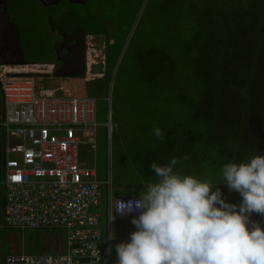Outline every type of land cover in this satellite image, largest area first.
I'll use <instances>...</instances> for the list:
<instances>
[{
    "label": "trees",
    "instance_id": "1",
    "mask_svg": "<svg viewBox=\"0 0 264 264\" xmlns=\"http://www.w3.org/2000/svg\"><path fill=\"white\" fill-rule=\"evenodd\" d=\"M143 1L135 8V18L138 15L137 21L141 22L148 8L149 25L137 33L136 48L130 50L127 45L123 47L124 39H119L115 32L117 26L115 30L105 28L109 24L107 18L100 22L78 16L84 32L87 33V26L97 23L100 25L93 27L92 32L102 33L105 38L104 76L87 82L91 83L87 94L97 96L101 92L105 96L113 75V92L116 80L140 84L150 101L143 109L155 121L164 118L165 122L171 118L170 113L178 114L176 121L168 125L170 129L182 131L179 138L175 137L174 155L169 156V159L179 158L174 171L201 180L207 174L213 175V179L206 180L213 185L220 183L218 186L227 202L238 205L241 197L221 183L220 169L230 161L240 162L252 155L264 154V0H146L141 10ZM101 2L108 6L114 3ZM117 15L116 18L123 17V11ZM133 19L134 16L132 22ZM161 24L163 37L159 32ZM111 46H114L113 52ZM96 80H101L103 85H93ZM166 97L174 98L177 104L169 108ZM155 154L164 158L157 164H168L163 150ZM145 155L139 151L133 157L141 159ZM146 173L150 179H157L151 168ZM2 193L1 185L0 217ZM250 219L264 227V217L253 213ZM34 230L36 234L24 250H60L61 229ZM54 240L58 245L50 246ZM44 241L49 245L47 251H43L47 247ZM7 252L10 249L5 252L0 248V260Z\"/></svg>",
    "mask_w": 264,
    "mask_h": 264
},
{
    "label": "built area",
    "instance_id": "2",
    "mask_svg": "<svg viewBox=\"0 0 264 264\" xmlns=\"http://www.w3.org/2000/svg\"><path fill=\"white\" fill-rule=\"evenodd\" d=\"M99 63L104 65L103 54L102 59L88 62ZM53 68V64L33 61L0 62V127L6 143L0 229L63 228L65 241L57 252L9 253L0 264H116L112 261L114 239H107L108 234L116 222L128 220V241L135 231L131 219L138 213L121 216L114 211L115 205L117 200L139 196L113 193L108 178L107 228L103 234L99 215L93 210L99 207L101 189L95 160L97 96L72 93L60 85L42 87L39 80L51 78ZM105 99L111 115V99ZM105 126L111 136L113 122L108 119ZM82 145L89 148V163L80 157Z\"/></svg>",
    "mask_w": 264,
    "mask_h": 264
},
{
    "label": "clouds",
    "instance_id": "3",
    "mask_svg": "<svg viewBox=\"0 0 264 264\" xmlns=\"http://www.w3.org/2000/svg\"><path fill=\"white\" fill-rule=\"evenodd\" d=\"M92 36L85 32L84 39ZM85 62L84 76L91 69L86 55ZM154 134L163 140L162 129ZM178 162L177 157L164 165L153 162L157 179L143 184L139 198L117 200L115 212L138 215L131 219L135 231L130 239L115 246L116 264H264V227L250 219L253 213L264 217V154L220 169L221 183L239 193L238 205L227 202L220 183L174 171ZM114 238L109 232L107 239Z\"/></svg>",
    "mask_w": 264,
    "mask_h": 264
},
{
    "label": "rangeland",
    "instance_id": "4",
    "mask_svg": "<svg viewBox=\"0 0 264 264\" xmlns=\"http://www.w3.org/2000/svg\"><path fill=\"white\" fill-rule=\"evenodd\" d=\"M114 3L101 2V0H87L84 4H76L67 0H60L56 4L50 5H43L40 0H9V8L11 11V21H16L17 26L21 30V34L19 32V37L22 39V44L26 47L25 50V59L27 61H36V62H45V61H53L58 62L56 59V55L54 53L52 41L50 38H46L47 32L44 34L43 29H47V25L50 24L46 20V17L50 15L53 16L55 19L56 16L59 15L60 9L62 7L66 9L65 14L60 16V19L68 16L71 11L76 12L77 16L81 19L85 18V20L89 21L91 18H96L98 21H102V19L107 18L106 21L109 24H105V28H112L115 30L117 26V30L115 31L116 34H119V39H124L125 43L128 46V50L134 49L135 47V39L141 31H144L145 28L149 25V16L147 14L150 13V10L146 8V12L141 22L138 23L137 19L140 17L135 18L136 11L135 8L142 0H111ZM131 2V4H129ZM146 4V0L143 1V6L141 10H143ZM123 11V17L116 18L117 12ZM135 11V12H134ZM118 16V15H117ZM134 16L133 22L132 18ZM59 18V17H58ZM137 21V23H136ZM132 23V24H131ZM131 26L129 27V25ZM137 24V25H136ZM51 25V24H50ZM99 26L100 24L95 23L94 26H87V32H92L94 29L93 27ZM16 26V27H17ZM17 27V28H18ZM136 29V32H135ZM19 30V29H18ZM121 30V31H120ZM133 30V32H132ZM120 31V32H119ZM140 31V32H139ZM139 32V33H138ZM160 36L163 37V24H161V28L159 30ZM133 33V34H132ZM138 33V34H137ZM150 34V33H149ZM91 49L86 54V59L90 62L92 59L100 58L102 59V36H95V41L91 39L90 41ZM123 45V47H124ZM123 47L121 49V53L123 52ZM114 46L110 47V51L113 52ZM120 53V54H121ZM1 60V57H0ZM57 64V63H56ZM59 64V62H58ZM115 68V67H114ZM114 70V69H113ZM57 75L61 74L58 72V68L56 69ZM88 71L85 73V80L82 77L77 78H66L63 77L61 79V84L69 85V86H83L85 82V90H89V84L87 83L88 80L91 78L90 76L87 77ZM52 79H54L52 81ZM46 78L43 77L39 80V84L42 87L48 88L53 86V83H56V79L58 78ZM71 79V80H70ZM95 84L97 87L103 85L101 80H96L92 83ZM83 88V87H82ZM147 94L141 88L140 84H130L127 79L123 80H116L115 81V91L114 97L112 98V107H113V119L116 120V128L115 135L111 138V142H109V138L106 136V129L104 127V122L108 118V108L107 102L104 101V95L101 92L97 94V121L99 123L98 127V134H97V143H98V150H97V165L100 169L104 164L105 167L111 166V155L112 151L116 148L120 151V156L118 157L117 162H119L120 166V173L126 175L123 179L126 183H131L132 185L136 184L137 181V173L135 169H132L131 165L126 162L125 156L127 158L130 157V144L132 147H137V143L139 144L138 138L142 140L141 136H135V132L137 131L138 124L140 122H148L149 120V113L148 111H144L143 108H146V105L149 104V98H147ZM1 98V92H0ZM166 103L173 107V105L177 104V100L171 97H166ZM133 100V101H132ZM1 101V99H0ZM1 108V102H0ZM148 115V117H146ZM171 118L164 122V124L169 125L170 123H174L178 118V114L170 113ZM160 129L165 131V125L162 127L159 125ZM180 131V129H173L171 128V134H174ZM118 134V135H117ZM181 135V134H180ZM5 145V131L3 128L0 127V186L4 182L5 175L2 169V158H3V151ZM140 145V144H139ZM116 152V151H115ZM117 153V152H116ZM83 159V157L81 158ZM85 160V159H84ZM116 162V164H117ZM133 162V161H132ZM134 163V162H133ZM111 172V171H110ZM200 178V177H199ZM204 180L206 179H213V175L207 174L204 177H201ZM101 216L98 219L101 222V226H106V219L107 215L105 212V207L102 206L101 208ZM123 232L128 228V225H124ZM6 230L0 229V248L2 247L6 252L9 249L19 248L20 250L27 246L29 239L35 236V230L25 228L24 230L20 231L17 229L12 228H5ZM43 231V230H42ZM41 231V232H42ZM61 231L65 232V229L61 228ZM125 233L122 234L121 242H125ZM118 236V235H117ZM47 243L46 241H44ZM120 243V242H119ZM30 244V243H29ZM116 245H114L115 247ZM49 248V247H48ZM27 251L36 253L37 249L28 248ZM112 261H117V253L114 248Z\"/></svg>",
    "mask_w": 264,
    "mask_h": 264
},
{
    "label": "crops",
    "instance_id": "5",
    "mask_svg": "<svg viewBox=\"0 0 264 264\" xmlns=\"http://www.w3.org/2000/svg\"><path fill=\"white\" fill-rule=\"evenodd\" d=\"M61 24H62V22H61ZM48 27L49 26L47 25V29L46 30L43 29L44 34L47 32ZM89 34L90 35H94V36H97V35L102 36V43H104V40H105L104 34H102V33H98L97 34L95 32H89ZM45 36H47L46 38H50L51 39L49 41H52L51 45H53L54 53L56 55L57 54L56 53L57 52V45H54L52 36H50L49 33L46 34ZM7 39H10L8 41V44L11 45V46H9L7 44V46L10 47V49L6 48V51L9 53L7 56H10V57L13 58V55L15 54V52H17L15 50V48H17V47L16 46H12V44H11L12 38L7 37ZM110 42H112V40H110ZM20 43H21V46L23 47L24 57H25L26 47L24 46V44H22V39L20 40ZM126 45L127 44L125 43L124 48H125ZM1 53L3 54L4 50H2ZM101 54L104 55V48H102V53ZM45 62L54 63L53 61H45ZM104 66L105 65H102V68H103L102 72H98L97 76H96V74H92V75L89 74L91 72L87 73V77L88 76L91 77L88 81L93 80L95 78H102L104 76ZM83 75L84 74H82V76H80V77L83 78L84 77ZM113 76H112V79L110 80V83H109V85L107 87L106 95L104 97H102V98H104V101L107 102V108H108V118H107V120L110 119L113 122V126H114V124L116 123V120L113 119V117H112V109H111V115H110V113H109V102H108L107 99H105L106 97H108L109 99H111V102L113 100L112 99L114 97V92L112 90L113 83H114V77ZM63 77H64L63 75H57V76H55V75L53 76L52 75V77L49 78V79L58 78V79H56L58 81H56V83H53L54 85L49 87V88H53L54 89V88H56L57 85H60V86H63V88L72 91V93H77V94H81V95H93V94H87L91 90V87H90L91 83H89V86H88L89 90L86 91L85 90V83L86 82L84 84H82L83 86L76 85V86H72L71 87V86L66 85V84H64V85L61 84V82H62L61 79ZM66 78H77V77H66ZM83 79L85 80V77ZM53 80L54 79H52V81ZM83 92H86V93L83 94ZM93 96H95V95H93ZM111 107H112V105H111ZM2 108H3V105L1 103L0 118L3 115V109ZM165 108L166 107H164V111L166 112ZM144 111H145V109H144ZM146 117H148V115ZM96 118H97V113H96ZM107 120L105 122H107ZM155 120H157V119H155V117L149 115L148 122L144 121V122H140V124H138V127L136 128L137 131L135 133V136L136 137H138L139 135L141 136L142 140H140L138 138V141H139L140 145L137 143V147H132V144H130V153H132V154H130V157H128V158H127V155L125 156L126 162L131 165L132 169L136 170V173L138 175L137 176V181L135 182L136 184H134V185H132L131 183H126V182L123 181V179L126 177V175L121 174L120 171H119L120 170L119 162H117L116 160H118V157L120 156V151L117 148L114 151H112L111 161H110V165L111 166H108V169H107V166L105 167V164H104L100 169L98 168V165H97L98 143H97V149H96V155H95L96 176H97V179L101 182V189H100L99 207L98 208H93V210H96V212L99 215V219H100V216H101V210H102L101 208H102V206L105 207V212H106V215H107L108 189H107L106 180H108V178L111 180V183H112L111 187H112V192L113 193H125V194L132 193V194L140 196L142 194V192H143V189H144V185L143 184L144 183H148V182H153V181L156 180V179H150V177H148V175L146 173V169L147 168H151L150 165L153 162L158 163L159 160L160 161H164V158H159L158 155L156 156L155 153H159V152H161L163 150L165 152V158H166L165 161H166V163H169V161L171 159V158L169 159V156H171L172 154L174 155V152L177 149V144H176L175 141L177 140L176 138H179L181 136L180 135L181 134L180 131L177 133V131L173 130L172 132H175V133L171 134L170 127L167 124H164V122H163L165 120L164 118H163V120H159L158 122L155 121ZM105 122H104V127L106 129V136H107V138H109V142H111V138H113V136L115 135V131L113 132V130H112L111 136H109L108 129L105 126ZM159 125H161L162 127L165 125V127H163V128H165V131L163 132L164 133L163 140H161L160 138H158L154 134V129L159 127ZM114 128H116V126H114ZM97 130H98V128H97ZM97 134H98V132H97ZM96 137H97V135H96ZM5 146L6 145H4V151H5ZM4 151H3L2 161L5 158ZM139 151L143 152V155H145L144 152H146L147 154H149V156L147 157L145 155L144 158H141V159L134 158L133 154L137 153ZM153 154H155V156H153ZM140 156H141V154L139 155V157ZM80 157L81 158L83 157L82 160L85 159L84 161L87 162V163L91 162V160H90L91 155L89 153V148L86 145H82L81 146V148H80ZM116 162H117V164H116ZM2 186H3V183H2ZM4 204H5V199H4V195H3L2 208H4ZM0 219H1V217H0ZM0 224H1V221H0ZM124 225H126V226L128 225L129 226V221L128 220L118 221V222H116L113 225L112 231L115 233L114 245H116L119 242H121V237H122V234H124V233H125L124 236H125V239H126V230L123 232V229H125ZM99 228L103 232V234H105L106 233V228H107V221H106V226L105 227H102L101 226V222L99 221ZM12 229H17V230L22 231V229H19V228H12ZM62 233H63V235H62V238L60 239V244H63V242L65 241V236H66L65 232H62ZM56 245H58V242H56L55 240L53 241V243H50V246H56ZM46 246L47 247H45V250H43V251L49 250L48 249L49 245L47 244ZM16 249H18V248L10 249V253H17ZM21 250L24 251V252L26 251V250H24V248L21 249ZM41 252L42 251L39 250L36 253H41ZM7 253L9 254V252H7ZM7 253H5V254H7ZM27 253H32V252L28 251ZM1 260H0V262H1Z\"/></svg>",
    "mask_w": 264,
    "mask_h": 264
},
{
    "label": "flooded vegetation",
    "instance_id": "6",
    "mask_svg": "<svg viewBox=\"0 0 264 264\" xmlns=\"http://www.w3.org/2000/svg\"><path fill=\"white\" fill-rule=\"evenodd\" d=\"M67 1H69V0H67ZM0 2H1V4L3 3L2 0H0ZM6 3H7V10L9 12L10 21H11L12 18H11V11H10V8H9V0H7ZM0 11H2L1 8H0ZM65 11H66V9H64L62 7V9H60L59 15L56 16L55 19L53 18L52 15H50V17L49 16L46 17V20L48 22L50 21V24H51V25L50 24L48 25L49 26L48 27V33L50 34V36H52L54 45H57V52H56L57 54H56V57L57 56L58 57L56 59H58L57 61L59 62V64H58V62H55L54 71H56V69L58 68V72L64 71V69L66 68V66L70 67V65L68 64V61L65 59L66 54L68 52V49H67V46L66 45L68 43H70L69 42L70 39H67L66 37L70 33V31L72 30L73 25H76L78 23L77 22V19L74 18L75 14H76V12H74V11H71L68 16H65L64 18L59 19L61 15L65 14ZM66 12H68V11H66ZM3 17H4L3 16V12L2 13L0 12V20ZM51 21H52V23H51ZM79 21H82V20H79ZM12 22H14L16 24V26H17L16 21H12ZM61 22H62V24H61ZM18 29H19V32L21 34V30H20L19 27H18ZM80 29H78L77 31L76 30H73L72 31L73 32V35H77L76 40H78V43H79V39H81V38L84 39V36H82V37L80 36L81 35V30ZM12 32H13V28H12V26L10 24L1 22V24H0V47H1V51L4 50V53L6 55L9 54L6 51V48L7 49H10V47L7 46L8 41L10 39H7V37L11 38L12 35H13ZM91 39H93V41H95V36L93 35ZM88 41H89V39H88ZM90 41L89 42H86V38L83 40L84 56L86 55V50H89L90 51V49H91ZM8 45L10 46V44H8ZM68 46H70V45H68ZM76 50H78V49L77 48H75V49L74 48H71V52H74ZM7 57L10 58V59H12V57H10V56H7ZM75 69H76L75 66L70 67V71H74ZM64 77H69V76H64Z\"/></svg>",
    "mask_w": 264,
    "mask_h": 264
},
{
    "label": "water",
    "instance_id": "7",
    "mask_svg": "<svg viewBox=\"0 0 264 264\" xmlns=\"http://www.w3.org/2000/svg\"><path fill=\"white\" fill-rule=\"evenodd\" d=\"M3 3L1 4L0 2V8L2 9V11H0L1 13L3 12V18H1L0 20V24L1 22L3 23H7L10 24L13 28V35H12V41L11 44L12 46H16L17 48H15V50L17 52H15V54L13 55V58L10 59L7 57V55L5 53H1V47H0V57H1V62H12V63H25L27 62V60L24 57V50L23 47L21 46L20 43V37H19V30L16 27V24L12 21H10V15L9 12L7 10V0H2ZM60 0H40V2L43 5H50V4H56L57 2H59ZM70 2L73 3H80V4H84L87 0H69ZM62 16V15H61ZM60 19V18H59ZM77 23L76 25H73L72 30L70 31V33L67 35V39H70V43H68L67 49L68 52L66 54L65 59L68 61V64L70 65V67L75 66L76 69L74 71H70V67L66 66V68L64 69V71H60L61 74L59 75H63V76H69V77H80L82 76V74L84 73L85 69L87 68L86 62H85V56H84V51H83V40L84 39H79V43L78 40H76L77 35H73V30H81V37L84 36L85 32H84V27L82 25V22L78 20L77 18ZM80 25V26H79ZM70 45V46H68ZM11 46V45H10ZM71 48H77L78 50L71 52ZM14 50V51H15ZM91 69L93 70V72H101L102 71V65L101 64H95V65H91ZM59 72V73H60Z\"/></svg>",
    "mask_w": 264,
    "mask_h": 264
},
{
    "label": "snow or ice",
    "instance_id": "8",
    "mask_svg": "<svg viewBox=\"0 0 264 264\" xmlns=\"http://www.w3.org/2000/svg\"><path fill=\"white\" fill-rule=\"evenodd\" d=\"M18 179V178H17Z\"/></svg>",
    "mask_w": 264,
    "mask_h": 264
}]
</instances>
